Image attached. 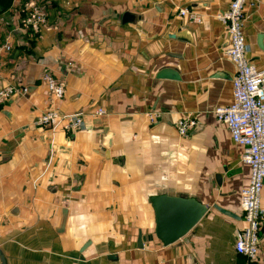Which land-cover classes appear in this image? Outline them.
<instances>
[{"label":"crops","instance_id":"crops-1","mask_svg":"<svg viewBox=\"0 0 264 264\" xmlns=\"http://www.w3.org/2000/svg\"><path fill=\"white\" fill-rule=\"evenodd\" d=\"M229 2L12 0L0 8V89L17 87L0 104L4 264H264V218L258 258L234 249L249 168L214 114L232 101L235 67L217 18ZM244 11L246 55L264 69V0H247ZM45 72L63 82L62 98ZM49 109L81 113L82 127L65 131L61 118L38 126ZM185 118L195 121L186 136L151 132ZM261 197L264 207V183ZM160 198L206 208L168 245L155 236ZM139 232L154 236L139 247Z\"/></svg>","mask_w":264,"mask_h":264},{"label":"built area","instance_id":"built-area-1","mask_svg":"<svg viewBox=\"0 0 264 264\" xmlns=\"http://www.w3.org/2000/svg\"><path fill=\"white\" fill-rule=\"evenodd\" d=\"M247 0H230L228 8L217 14V18L226 25L228 45L226 55L232 61L235 72L232 77V101L214 109L218 121L224 123L234 143L242 147L241 161L249 168L246 185L240 191V206L243 213V225L236 232L234 249L247 261H254L259 254V236L264 207L262 205V188L264 183V69L256 67L249 61L244 38L245 5ZM31 16L36 23H44L46 14L36 5L31 7ZM179 14L192 21H200V16L188 9H180ZM5 49H10L5 44ZM47 89L58 99L64 95V84L56 80L49 72L42 77ZM17 90L15 86L0 89V104L9 99ZM23 91L26 88L23 87ZM98 115L104 110L98 108ZM61 118L65 131L79 130L83 125L81 113L61 115L56 109H49L36 120L41 127H48L55 119ZM148 120H157L153 113ZM195 121L180 119L176 124L179 136H186Z\"/></svg>","mask_w":264,"mask_h":264},{"label":"water","instance_id":"water-1","mask_svg":"<svg viewBox=\"0 0 264 264\" xmlns=\"http://www.w3.org/2000/svg\"><path fill=\"white\" fill-rule=\"evenodd\" d=\"M127 15H124L126 17ZM175 37V35H170ZM167 73H159L158 77H172ZM152 133L158 134H171L178 136L176 128L165 129L162 125H157L151 128ZM110 142V140H109ZM154 208L157 211V221L155 226V236L164 245L171 244L177 239L185 235L200 219L203 212L205 211L204 205H191L190 202L182 199H170L166 203H162V198L155 204ZM66 210H63V215ZM153 234L148 236L142 235L141 232L138 234L137 244L142 247L146 239H152ZM1 264H4V259L0 256Z\"/></svg>","mask_w":264,"mask_h":264},{"label":"trees","instance_id":"trees-1","mask_svg":"<svg viewBox=\"0 0 264 264\" xmlns=\"http://www.w3.org/2000/svg\"><path fill=\"white\" fill-rule=\"evenodd\" d=\"M12 0H0V8L7 7Z\"/></svg>","mask_w":264,"mask_h":264}]
</instances>
